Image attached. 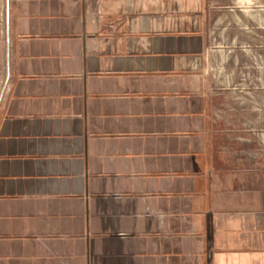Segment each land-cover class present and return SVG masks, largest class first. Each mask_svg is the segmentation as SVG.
Returning <instances> with one entry per match:
<instances>
[{
  "label": "crops",
  "instance_id": "0c3cea01",
  "mask_svg": "<svg viewBox=\"0 0 264 264\" xmlns=\"http://www.w3.org/2000/svg\"><path fill=\"white\" fill-rule=\"evenodd\" d=\"M209 1H7L0 264H264V167L210 115Z\"/></svg>",
  "mask_w": 264,
  "mask_h": 264
},
{
  "label": "rangeland",
  "instance_id": "374dc122",
  "mask_svg": "<svg viewBox=\"0 0 264 264\" xmlns=\"http://www.w3.org/2000/svg\"><path fill=\"white\" fill-rule=\"evenodd\" d=\"M7 1L0 0V98L7 79ZM209 2L210 115L239 165L258 170L264 167V0Z\"/></svg>",
  "mask_w": 264,
  "mask_h": 264
}]
</instances>
